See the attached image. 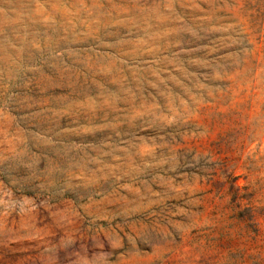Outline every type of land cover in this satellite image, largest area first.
Masks as SVG:
<instances>
[{
	"label": "rangeland",
	"instance_id": "374dc122",
	"mask_svg": "<svg viewBox=\"0 0 264 264\" xmlns=\"http://www.w3.org/2000/svg\"><path fill=\"white\" fill-rule=\"evenodd\" d=\"M0 264H264V0H0Z\"/></svg>",
	"mask_w": 264,
	"mask_h": 264
}]
</instances>
